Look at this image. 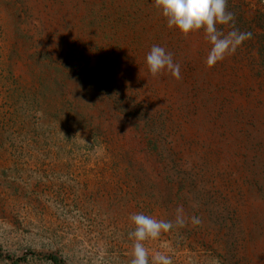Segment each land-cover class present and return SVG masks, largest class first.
Returning a JSON list of instances; mask_svg holds the SVG:
<instances>
[{
    "label": "rangeland",
    "instance_id": "1",
    "mask_svg": "<svg viewBox=\"0 0 264 264\" xmlns=\"http://www.w3.org/2000/svg\"><path fill=\"white\" fill-rule=\"evenodd\" d=\"M227 9L252 38L208 68L152 0H0V264H130V216L181 205L150 261L264 264V0Z\"/></svg>",
    "mask_w": 264,
    "mask_h": 264
},
{
    "label": "clouds",
    "instance_id": "2",
    "mask_svg": "<svg viewBox=\"0 0 264 264\" xmlns=\"http://www.w3.org/2000/svg\"><path fill=\"white\" fill-rule=\"evenodd\" d=\"M153 6L159 10L167 22L169 29H176L187 36L193 32H203L205 41L210 45L205 64L214 67L227 56L234 55L237 49L252 38L251 32H241L235 28L234 14L227 9V0H152ZM218 25L230 26L224 32ZM145 63L149 73L155 77L167 72L176 80L181 79L180 64L174 61L173 54L164 47L153 45L146 54ZM194 207L196 205H193ZM134 230L129 238L134 241L130 264H172V259L164 252L155 251L149 260V249L145 241L156 240L162 233L175 228H183L188 222L193 226L200 225L199 217H187L183 206L175 210L174 221L158 220L143 213L133 214L129 218Z\"/></svg>",
    "mask_w": 264,
    "mask_h": 264
},
{
    "label": "trees",
    "instance_id": "3",
    "mask_svg": "<svg viewBox=\"0 0 264 264\" xmlns=\"http://www.w3.org/2000/svg\"><path fill=\"white\" fill-rule=\"evenodd\" d=\"M52 264H63L62 263V260L60 259H58L57 258V256H55V255H52V254H50V255H47V257H46ZM26 259V255H23L22 257H20L19 258V260H25Z\"/></svg>",
    "mask_w": 264,
    "mask_h": 264
}]
</instances>
